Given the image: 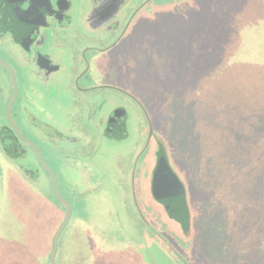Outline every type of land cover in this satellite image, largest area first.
<instances>
[{
	"label": "rangeland",
	"instance_id": "obj_1",
	"mask_svg": "<svg viewBox=\"0 0 264 264\" xmlns=\"http://www.w3.org/2000/svg\"><path fill=\"white\" fill-rule=\"evenodd\" d=\"M236 1L122 0L117 32L43 48L52 73L3 40L13 70L0 66V135L20 92L18 134L42 156L15 161L0 142V264H50L67 214L50 172L71 208L67 263L264 261V75L253 90L241 82L255 61L227 42L248 17ZM118 108L129 116L121 140L105 133ZM158 139L188 189L187 229L153 195Z\"/></svg>",
	"mask_w": 264,
	"mask_h": 264
},
{
	"label": "flooded vegetation",
	"instance_id": "obj_2",
	"mask_svg": "<svg viewBox=\"0 0 264 264\" xmlns=\"http://www.w3.org/2000/svg\"><path fill=\"white\" fill-rule=\"evenodd\" d=\"M121 2L122 0H0V44H4L3 40H5L7 45L19 48L28 54L35 51L32 60L39 69L49 73L57 72L60 68L52 65L51 60L43 54V48L60 49L66 47L64 43L66 42L65 36L67 33L95 32L111 34L117 32L120 27L115 26L114 23L119 13L116 11ZM94 18L96 19L93 20ZM124 19L126 22H124L121 34L127 31L131 17ZM1 54L3 53L0 47V66L8 71L13 70L10 59L3 57ZM22 100L20 92L13 99L11 107L12 121H9L13 138L9 143L2 144L7 147H4L5 151L12 149L10 155L15 161L28 156L33 161L37 160L39 162L42 154L41 152H39L40 155L38 154L39 150L33 145L34 142L29 139H22L18 134L20 122L16 120L18 112L13 111V109ZM23 114L26 116L27 111H24ZM112 121L113 119L110 117L109 122L113 126L116 125L119 131H113L109 134L105 132L106 137L110 138L116 135L115 137L121 140L126 127L119 128V126L123 127V121V124ZM36 130L41 133L40 126ZM58 135L61 140H64L63 142H79L78 138L71 139L70 136ZM47 175L50 177L49 174Z\"/></svg>",
	"mask_w": 264,
	"mask_h": 264
},
{
	"label": "trees",
	"instance_id": "obj_3",
	"mask_svg": "<svg viewBox=\"0 0 264 264\" xmlns=\"http://www.w3.org/2000/svg\"><path fill=\"white\" fill-rule=\"evenodd\" d=\"M238 4L242 5L241 6L242 10L245 13H247L248 17L246 16V17H244V19H242V31L238 32L236 34L238 41H233V39H231V41L227 40V42L229 45L237 43V44L242 45V47L244 46L243 51L247 52L246 53L247 57H248V53H249L250 59H253V61H255V64L249 63V65L243 64V66H242L243 72L245 74H250V75L246 76L243 74L244 79L241 82L246 83V85L243 84L244 87H246V88L251 87V90H253V88H252L253 83L251 84V86L248 85L249 80H251L253 82L254 77L260 78L261 76L264 75V0H238V1H236L235 6ZM233 36H235V35H233ZM250 45H252V46H250ZM248 46H250L249 48H255L256 50H250L249 51V50H247ZM239 103H240V101L238 100L237 106L239 105ZM232 104H233V101L231 102V105ZM10 114H11V111H10ZM128 118H129L128 112L123 108H118L113 113V116H112L113 121L112 122H114V123L121 122L122 123V121H123V123H124V124L122 123L123 127L119 126V128H125L127 125L126 123L128 121ZM117 128L118 127L116 125L113 126V125H111V122H109L107 129H106V131H107L106 133L109 134L113 131H117L118 130ZM4 130H5V133H7V135L5 133L3 135H0V139H1L0 142L7 144V142H6L7 137L11 141V139L13 138V133L9 127H5ZM5 147H6V145H5ZM11 181H13V179H11ZM152 182H153V176H152ZM21 185L23 186V188L26 187V186H24L25 184H21ZM8 186H9V184H8ZM55 197L57 198V196H55ZM57 200L66 210V207L61 203V201L58 198H57ZM263 213H264V210H263ZM53 241L50 244L51 252H52V248H53ZM72 248H73V246L71 244H65L64 242H61L59 240L58 250L56 253V257H55L56 263L57 264H72V262L67 263L65 261V258H64V253L66 252V250H68V249L71 250ZM83 254H84L83 255L84 258L81 256L80 257L82 260V264H85V262H86L85 253H83ZM50 256H51V253H50ZM49 263L52 264L51 260L49 261ZM246 264H264V261L255 262L254 260H251Z\"/></svg>",
	"mask_w": 264,
	"mask_h": 264
},
{
	"label": "water",
	"instance_id": "obj_4",
	"mask_svg": "<svg viewBox=\"0 0 264 264\" xmlns=\"http://www.w3.org/2000/svg\"><path fill=\"white\" fill-rule=\"evenodd\" d=\"M8 115L10 117V108L8 111ZM157 145L158 163L153 173V195L157 198V200H159L160 203L165 206L170 216L187 229L190 226L191 222L190 210L188 207L187 187L179 177V175L172 168L168 158L165 143L162 140L158 139ZM11 151V148L6 150V152L9 153ZM50 176L53 180L54 191L57 194L58 199L61 201V203H63L67 210L65 221L54 237L53 248L50 256L51 263L57 264L55 257L58 250L59 238L69 223L71 217V208L70 205L58 193L56 180L51 172Z\"/></svg>",
	"mask_w": 264,
	"mask_h": 264
}]
</instances>
